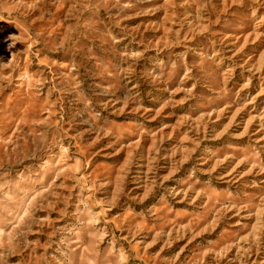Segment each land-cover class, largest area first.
Returning <instances> with one entry per match:
<instances>
[{
	"label": "rangeland",
	"instance_id": "rangeland-1",
	"mask_svg": "<svg viewBox=\"0 0 264 264\" xmlns=\"http://www.w3.org/2000/svg\"><path fill=\"white\" fill-rule=\"evenodd\" d=\"M0 264H264V0H0Z\"/></svg>",
	"mask_w": 264,
	"mask_h": 264
}]
</instances>
